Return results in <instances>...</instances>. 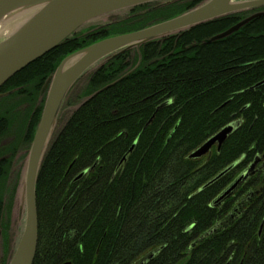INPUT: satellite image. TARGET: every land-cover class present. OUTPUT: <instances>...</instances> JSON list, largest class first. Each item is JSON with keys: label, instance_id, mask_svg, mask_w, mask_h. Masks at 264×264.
<instances>
[{"label": "trees", "instance_id": "1", "mask_svg": "<svg viewBox=\"0 0 264 264\" xmlns=\"http://www.w3.org/2000/svg\"><path fill=\"white\" fill-rule=\"evenodd\" d=\"M201 1L134 6L126 17L75 33L1 88L27 86L34 91L28 100H35L72 52L173 18ZM241 15L232 13L144 44L141 64L120 80L122 53L90 76L84 93H97L55 128L39 168L33 264H264V180L248 179L235 195L216 203L264 151V86L252 88L264 80V42L255 40L254 50H246L239 43L243 36L237 35L254 25L264 31V15L226 38L201 43ZM236 37L239 50H215ZM176 41L177 49L195 50H172ZM204 46L210 50H199ZM230 61L250 65L224 67ZM45 97L44 92L18 126L27 131L30 143ZM233 120L240 126L220 151L214 146L209 155L189 157ZM227 168L223 177L210 182ZM4 207L0 195V231L8 255Z\"/></svg>", "mask_w": 264, "mask_h": 264}, {"label": "water", "instance_id": "2", "mask_svg": "<svg viewBox=\"0 0 264 264\" xmlns=\"http://www.w3.org/2000/svg\"><path fill=\"white\" fill-rule=\"evenodd\" d=\"M175 1L0 0V20L9 15L23 13L21 16L23 17L26 13H30L26 14L28 16L26 19L17 23L9 35L0 39V88L31 62L57 47L85 24L91 23L101 16L144 3L160 2L158 6H162ZM262 5H264V0H202L195 7L173 18L139 30L103 38L72 52L60 62L45 84L44 89L47 90V95L26 164L24 230L8 264H33L38 244L37 176L55 130L61 105L78 79L107 56L116 55L130 48H139L150 41L180 33L198 24ZM263 14L264 12L254 13L217 34L213 39L227 37ZM263 84L264 80L252 88ZM235 129L233 124L225 126L193 150L189 157L200 158L208 153L215 144L220 149L223 142ZM237 184L233 185L219 200L229 196Z\"/></svg>", "mask_w": 264, "mask_h": 264}, {"label": "flooded vegetation", "instance_id": "3", "mask_svg": "<svg viewBox=\"0 0 264 264\" xmlns=\"http://www.w3.org/2000/svg\"><path fill=\"white\" fill-rule=\"evenodd\" d=\"M257 12H264V5L258 6V7H253V8L247 9V10L235 12V13L242 14L241 16L236 17V18H239V19H237L236 23L245 19L246 17H248L254 13H257ZM106 23H108V22H106ZM98 26H100V25H98ZM94 27H97V26H94ZM80 31H82V30L77 31L76 33L80 32ZM223 31H221V32H223ZM221 32L210 35L208 38H202L201 43L206 44V43H211L212 41H217V39L214 40L213 38ZM203 34H202V36H203ZM237 35L243 36V37H241L242 39L239 42L241 47L247 46L246 50H254L255 40H254V33L252 31L237 33ZM72 36H70V37H72ZM224 38H226V37H224ZM237 38L238 37L229 39V41H231V44H232L231 46L228 45L229 41H225L224 43H227V45L225 47L215 48V50H239L240 45L238 44ZM193 45L195 46V45H197V43L193 42ZM207 49L208 48L206 46H204L199 50H207ZM134 50H141V48L140 49L130 48V49H127L125 51L120 52V53H122V55H123L122 58L124 59V62L122 63V76H124V77L126 75L132 73V71H135V69H137L139 67L138 64H135V65L133 64V62H134L133 61L134 60V55H133L134 52L133 51ZM154 50H163V48H156ZM178 50H195V49L190 48V47H185L183 49H178ZM208 50H210V49H208ZM120 53H118V54H120ZM118 54H116V55H118ZM116 55H110V56H107L104 59L100 60L98 62L97 67L94 69V71L91 73V75L93 73H95L100 67H102L106 62H108L112 57H115ZM248 65H250L249 62H243L240 64L233 63V67H236V68H238L239 66H248ZM47 79H46V81H47ZM46 81H45L40 93L38 95L33 96V99H35V100H31L30 102L27 100H24L25 97L28 94H30L29 88L27 86L25 87L24 85L23 86L19 85V86H16L15 88H9V89L7 88L8 86H6L5 88H0V195L2 196L4 206H5V200L12 199L15 195V190H16V187L18 184L17 181L20 177V174H22V172H23L22 170H23V167H24L25 162H26L25 158L29 154V150H30V146H31V143L28 140V133H26L23 129H21V132L18 130L19 129V127H18L19 123H21V119L23 117H25V115L28 113L30 108H33L35 110L38 107V105H39V103L43 97V93L45 92L47 95V90L44 89ZM261 86H264V84ZM22 98H24V99L22 100ZM45 99H46V97H45ZM21 100H22L21 104H19L18 106H15V107H11V103H13L14 101L20 102ZM171 103H172V101H171ZM227 138H226V140H227ZM222 145H221V147H222ZM214 146H216L217 151L221 150V147H220V149H218L217 144H215ZM212 148L204 156L209 155ZM24 154H25V157L23 158ZM16 164H19V168H18L17 172H15V165ZM230 168L223 170L220 174H218L210 182L216 181V180L220 179L221 177H223L224 174ZM248 172H252V173H248ZM15 174H16V176H15ZM244 176H247V177H244ZM255 176H256V178H258L260 180H264V151L261 153H257L254 156L252 161L240 172V174H238L234 178V180L230 183V186H228V188L221 194V196L228 189L232 188V186L235 183H238L237 188H240L244 184V182H246L248 179L254 178ZM237 188H235L234 190L237 191L238 190ZM17 190H18V188H17ZM235 191L232 192L230 194V196L235 195V193H236ZM220 197L216 200L217 201L216 203H218V201H220L219 200ZM261 228H262V226H261ZM0 236H1V231H0ZM9 241H10V239H8V251H10ZM3 244H4V242H3ZM8 262H9V259H8Z\"/></svg>", "mask_w": 264, "mask_h": 264}, {"label": "rangeland", "instance_id": "4", "mask_svg": "<svg viewBox=\"0 0 264 264\" xmlns=\"http://www.w3.org/2000/svg\"><path fill=\"white\" fill-rule=\"evenodd\" d=\"M176 1H179V0H176ZM129 12H130V8L108 13L104 16L99 17L98 19L94 20L91 23L85 24L80 30L86 31V30H88L94 26L102 25V24H105L106 22L126 17L129 15ZM26 14L29 15L30 13H26ZM26 14L23 17H21L19 21H21V20L23 21L24 19H26L28 17V16H26ZM151 22H153V20H151ZM152 24H154V23H152ZM255 26L256 25H254L252 28H250V29H252L250 31H252L254 33V40H256L257 42L258 41L264 42V31H260L258 28H255ZM11 31L12 30H10L8 33H6V35L2 36L0 39L9 35L11 33ZM205 33L208 34V32H205ZM210 35H212V34L206 35L207 37H205V38H208ZM220 39H223V38H220ZM176 46H177V41H176L175 46L172 49L178 50ZM207 46L208 47H216L218 45H216V46L207 45ZM168 49H170V46L168 48H164V50H168ZM180 49H183V48H180ZM97 65H98V63L96 65H94L91 69H89L80 78V80L77 82L76 86L73 88V92H72L71 96L69 97L70 100H68V103L65 104V106H64V108L60 114V117L58 120L59 122L56 125V127L61 128L64 125L65 121L68 119V117L72 114V112L84 100H86L88 98V96L84 95L83 92H84L85 88L87 87L91 73L94 71V69L97 67ZM30 89H32V88H30ZM31 91H33V90H29V92H31ZM33 92H31V93H33ZM23 99L24 98H22V100ZM22 100L20 102L14 101L13 103H11V107L18 106L19 104L22 103ZM24 100H28V97L27 98L25 97ZM18 130L21 132L20 128ZM28 155L25 158L26 162H25V165H24L23 170H22L23 172H22V174H20V177L17 181L18 184H17L16 190H15L14 197L12 199H9L8 201L5 200V208H7L9 210L8 214H6V215L4 214V220L6 222L8 221V223H9L8 234H9V239H10V241H9L10 251H8V255L4 251V244H3V237L4 236L1 232V236H0V264L2 263L3 259L6 260L8 263V259L10 260L12 254L14 253L15 248H16V246H17V244L21 238V235L23 233V230H24V225H25V220H26V204H25V198H24V193H25L24 192V182H25V171H26V164H27V160H28ZM24 157H25V154L23 155V158ZM18 168H19V164H16L15 165V172H17ZM15 176H16V174H15ZM17 188H18V190H17Z\"/></svg>", "mask_w": 264, "mask_h": 264}, {"label": "bare ground", "instance_id": "5", "mask_svg": "<svg viewBox=\"0 0 264 264\" xmlns=\"http://www.w3.org/2000/svg\"><path fill=\"white\" fill-rule=\"evenodd\" d=\"M186 12V11H185ZM184 13V12H183ZM182 14V13H181ZM23 15V13H19V14H16V15H9V16H5V17H3L1 20H0V37H2L3 35H5L6 33H8L10 30H12L13 28H15V26L17 25V23H18V21L20 20V17ZM147 27V26H146ZM145 28V27H144ZM235 32H237V31H235ZM141 47H139V48H137V49H140ZM134 52V60L133 61H137L136 62V64H138V65H140L141 64V62H142V54H141V51L140 50H135V51H133ZM159 58H161V57H153L152 58V61L153 60H155V59H159ZM233 63L234 62H232V61H230V62H227L226 64H225V66L224 67H227V68H230V69H232V70H234L236 67H233ZM231 66V67H230ZM83 76V75H82ZM81 76V77H82ZM127 76V75H126ZM80 77V78H81ZM80 78L78 79V81L80 80ZM122 78H124V76H121L120 78H119V80L120 79H122ZM77 81V82H78ZM110 84H112V83H110ZM110 84H106V86H104V88L105 87H107L108 85H110ZM73 88L74 87H72L71 89H70V91L67 93V96H66V98L64 99V101H63V103H62V105H61V108H60V111H59V114H58V119H59V117H60V114H61V112H62V110H63V105H64V102L66 101V99L67 100H70V96H71V94H72V92H73ZM86 89V88H85ZM95 93H97V92H94V93H91L89 96H93V95H95ZM70 94V95H69ZM83 94L85 95V93L83 92ZM82 96V95H81ZM88 96V97H89ZM88 99V98H87ZM86 99V100H87ZM86 100H84L82 103H84ZM81 103V104H82ZM65 106V105H64ZM63 107V108H62ZM69 118V117H68ZM58 121V120H57ZM67 121V120H66ZM65 121V122H66ZM230 124H233V125H235V128H238L239 126H240V121L239 120H233L232 122H230V123H228L226 126H228V125H230ZM26 126V129L28 128V125L26 124L25 125ZM224 128V127H223ZM26 133H27V131H26ZM136 144H137V139L131 144V146L129 147V149L127 150V152L124 154V156H123V158H122V162H126V159H127V155L128 154H131V152L134 150V148L136 147ZM199 147V146H198ZM132 148V151H130V149ZM195 150V149H194ZM88 171V169H85L84 171H82V172H87ZM83 173H81L80 175H82ZM80 175H79V177H80ZM208 184H211L210 182L208 183ZM236 184V183H235ZM234 184V185H235ZM233 187V186H232ZM238 187V184H237V186H236V188ZM229 190V189H228ZM227 190V191H228ZM226 191V192H227ZM234 190H232L231 192H230V194L233 192ZM225 192V193H226ZM224 193V194H225ZM223 194V195H224ZM229 194V195H230ZM9 200V199H8ZM7 200V201H8ZM4 214L6 215V214H8V209L7 208H5L4 207ZM3 242H4V240H3ZM153 256V255H152ZM230 263V262H229ZM228 263V264H229Z\"/></svg>", "mask_w": 264, "mask_h": 264}]
</instances>
